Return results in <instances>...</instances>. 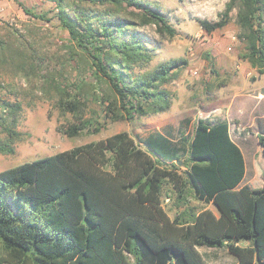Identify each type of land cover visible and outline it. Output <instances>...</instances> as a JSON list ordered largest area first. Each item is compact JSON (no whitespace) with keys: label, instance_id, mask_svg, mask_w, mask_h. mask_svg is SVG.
<instances>
[{"label":"trees","instance_id":"1","mask_svg":"<svg viewBox=\"0 0 264 264\" xmlns=\"http://www.w3.org/2000/svg\"><path fill=\"white\" fill-rule=\"evenodd\" d=\"M48 1L55 3V17L68 33L66 62L77 55L90 73L77 82L60 81L61 70L38 76L43 90L53 91L59 110L74 117L59 128L63 134L100 131L102 123L85 114L90 97L109 121L170 107L165 85L186 61L176 58L149 68L153 53L139 31L154 25L160 35H175L158 7L142 0ZM233 10L236 36L244 43L241 57L262 74L264 0H227L217 20L198 23L211 33L229 22ZM6 50L0 47L1 57L32 68L30 57ZM21 108L20 101L0 98V132L5 133L0 153L14 150ZM254 158L253 177L239 186L245 161L227 120L198 118L188 141L174 143L160 132L135 140L119 131L3 169L0 264H210L199 246L225 247L235 264H264V134H257ZM166 190L174 194L172 217L163 205L171 199ZM189 197L212 203L217 214L197 210Z\"/></svg>","mask_w":264,"mask_h":264},{"label":"rangeland","instance_id":"2","mask_svg":"<svg viewBox=\"0 0 264 264\" xmlns=\"http://www.w3.org/2000/svg\"><path fill=\"white\" fill-rule=\"evenodd\" d=\"M142 1L158 7L176 29L175 35L169 37L157 33L154 25L139 28L153 53L148 67L176 58L186 61L177 69V75L165 85L171 93L170 107L150 116L109 121L103 118L102 106L90 97L86 102L88 107L85 114H93V118L102 123L100 131H83L77 136L68 137L59 128L66 127L74 121V117L59 110L53 91L45 89V92L37 82L38 76L48 71L61 70L60 81L77 82L79 78L89 79L88 66L82 62L84 68L81 61L76 59L77 55L66 62L67 58H71L66 48L69 37L55 17L54 2L0 0V47L21 51L30 57V63L33 64L32 68L29 64H22L23 67L20 68L7 55L1 57L0 53V98L20 101L22 106L17 112L15 126L20 137L13 139L11 143L13 152L0 153V171L119 131L128 132L135 140L160 132L174 143H179L182 138L188 141L198 118L215 121L225 116L224 98L230 95L229 90L239 89L247 98L245 87L264 86V73L255 80L259 75L256 68L241 57L244 43L236 36L239 28L235 23V10L231 12V18L223 28L211 33L205 32L198 23V19L217 20L227 0ZM23 7L35 14H43L50 20L35 18L26 13ZM9 50L5 53L8 54ZM253 128L264 134V119L256 122L255 127L244 125L235 119L230 121L231 137L240 145L245 159L246 171L241 183L250 180L252 169L256 167L255 158L251 157V140L256 139ZM4 136L5 133L0 132V138L3 139ZM243 144L248 146L251 153L242 148L245 146ZM254 147L255 155L256 145ZM186 156L187 154H182V158ZM178 165L180 170L184 169L182 163ZM166 192L171 194V199L165 198L163 205L167 214L172 217L176 212L174 194L169 190ZM188 200L197 210L209 208L217 211L212 203H204L193 197ZM234 258L236 259L225 248L215 249L212 264H233Z\"/></svg>","mask_w":264,"mask_h":264},{"label":"crops","instance_id":"3","mask_svg":"<svg viewBox=\"0 0 264 264\" xmlns=\"http://www.w3.org/2000/svg\"><path fill=\"white\" fill-rule=\"evenodd\" d=\"M262 74L257 75L255 80L260 78V76ZM242 88L243 87H240V89H242ZM245 88H247L245 91L248 92L246 94L247 96L245 95L247 98L244 97V95L242 94V91H240L239 89L238 90L237 89L229 90L230 95H226L224 98V100H225L224 106L226 107V109L224 110L225 116H223L222 119H226L229 126H230V121L235 119L244 125L247 124L251 127H255L256 122L262 121L264 119V86H261V87H245ZM258 133L263 134L262 131L258 132L257 128H255L254 129V135H255L256 139L251 140V146L253 145L251 157H254V151L253 150L255 149L254 145H257V134ZM255 141H256V143H255ZM237 145L240 147L239 144H237ZM244 145L245 144H243V146ZM242 148H245L246 150L250 151V153H251V150L248 149L247 145H245ZM244 161H245V159H244ZM253 169H254V167H253ZM253 169H252V175L249 179H251L253 176V173H254ZM245 171H246V167H245ZM244 183H246V181L240 183L239 186L243 185ZM214 213L217 214V211ZM219 248H225V247L199 246L198 250L201 252L203 257L210 264H212L214 262L213 258L215 256V249H219ZM234 260L235 261L233 264L236 263L235 258H234Z\"/></svg>","mask_w":264,"mask_h":264},{"label":"water","instance_id":"4","mask_svg":"<svg viewBox=\"0 0 264 264\" xmlns=\"http://www.w3.org/2000/svg\"><path fill=\"white\" fill-rule=\"evenodd\" d=\"M178 163L180 164V163H181V161H178Z\"/></svg>","mask_w":264,"mask_h":264}]
</instances>
